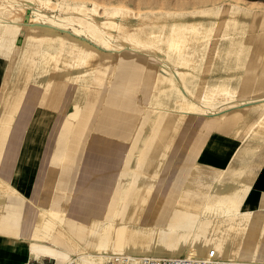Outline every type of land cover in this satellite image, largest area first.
<instances>
[{"label": "bare ground", "instance_id": "6f19581e", "mask_svg": "<svg viewBox=\"0 0 264 264\" xmlns=\"http://www.w3.org/2000/svg\"><path fill=\"white\" fill-rule=\"evenodd\" d=\"M21 1L27 7L17 9V0H0V54L9 57L8 72L29 62L30 80L39 73L62 75L63 81L76 84L79 100L89 101L83 111L76 105L67 120L70 131L61 138L67 137V143L59 139L64 154L56 162L64 166V171L72 165L78 144L74 140L90 118L97 88L112 67L113 57L118 54L120 62L125 52L152 55L162 62L159 71L147 67L142 74L150 91L142 124L129 149L135 158L126 175L120 176L118 191L106 214L89 224L67 220L63 210L66 177L62 175L49 207L38 208L30 240L36 257H50L56 264H107L112 256H125L131 264H139L143 256H205L214 250L233 264H246L248 256L254 260L262 244L264 212L263 206L254 211L240 208L245 197L242 190L248 184L220 187L204 176L206 169L195 164V173L182 191L164 196L161 202L158 195L150 201L156 174L152 178L135 175V165L146 162L143 152L149 150L150 156L159 157L154 165L159 171L180 126L197 116L210 122L211 128L220 123L222 132L241 142L262 145L264 97L252 101L245 97V90H256L263 81L248 79L244 74L250 47L245 39V22L237 19L235 10L219 28L212 19L192 17L187 21L177 13H149L128 20L124 7L114 10L100 4V12L94 1L91 7L66 0ZM48 4L60 14L52 18L42 14V7ZM206 12L210 15L214 10ZM247 106L261 112L249 125L244 111ZM5 125L0 119V129ZM208 128L201 127L199 133ZM246 170V166L237 164L234 172ZM12 192L14 214L1 218L0 229L9 232L12 224L13 235L18 236L15 226L23 201L15 190Z\"/></svg>", "mask_w": 264, "mask_h": 264}, {"label": "crops", "instance_id": "0c3cea01", "mask_svg": "<svg viewBox=\"0 0 264 264\" xmlns=\"http://www.w3.org/2000/svg\"><path fill=\"white\" fill-rule=\"evenodd\" d=\"M232 8L235 7L214 6L198 11L206 13V10H219V16L216 17L220 18L229 15ZM244 8L246 14L239 19L245 22V39L250 47L244 74L248 79L255 77L263 81L256 90H245V97L258 101L264 97V0H251ZM201 18L209 19L208 16ZM123 57L119 62L117 54L111 60L110 65L117 68V72L112 75L106 71L97 88V98L90 118L82 134L74 140L78 144L77 151L71 158L72 165L64 171V166L57 164L56 158L64 154L60 145L61 142L67 143V137L61 140L70 131L71 126L67 124V120L75 112L76 105L83 111L89 101L85 103L79 100L76 84L63 81L62 75L39 73L30 80L29 62L22 68L17 66L18 70L15 72L14 68L12 72H8L9 57L0 54V119L6 123L0 129V221L3 216L13 213L12 203L16 200L12 190L23 201L18 224L15 226L18 236L13 235L12 224L9 232L7 229H0V264H56L50 257H36L31 251L30 240L39 209L49 207L56 183L62 175L66 177L64 195L67 198L63 210L67 220L89 224L106 214L118 191L120 176L126 175L135 158V154L129 152V149L132 148L133 139L137 137L142 124L143 108L150 91V86L148 93L145 90L146 80L142 74L147 67L157 71L162 68V62L156 61L152 55L123 54ZM134 74L138 75L133 77ZM244 111L247 125L261 115L259 111H252L250 106ZM197 117L195 119L199 124L195 132L200 140L192 148V165L185 172L181 184L172 186L166 197L182 191L195 173L193 171L197 164L199 168L207 170L208 173L204 176L220 187L231 183L248 184V188L242 190L245 197L240 208L254 211L263 206L261 210L264 212V140L261 146L241 142L222 132L220 123H215L211 128L210 122ZM187 122L180 126L174 136L167 159ZM203 126H208V130L199 133ZM126 143L130 146L127 147ZM143 153L146 162L135 165V175L145 174L152 178L155 173V186L165 162H162L158 171L154 165L159 157L150 156V150ZM237 164L246 166L247 170L244 173L234 172ZM197 174L201 176V173ZM198 183L206 185L205 181ZM160 190L161 188L157 189L151 198H156ZM76 194L81 203L73 205L69 211L68 205ZM128 197L130 198V193ZM261 238L262 244L257 254L264 255V230Z\"/></svg>", "mask_w": 264, "mask_h": 264}, {"label": "rangeland", "instance_id": "374dc122", "mask_svg": "<svg viewBox=\"0 0 264 264\" xmlns=\"http://www.w3.org/2000/svg\"><path fill=\"white\" fill-rule=\"evenodd\" d=\"M66 1H69L71 3L83 2L90 7L92 6V1H94L96 2L97 5L96 10L100 12H102L101 5H109L113 7L114 10L117 8V6L118 7L121 6L124 7L126 11H128L126 13V19L128 20H137L140 15L144 16L149 13H154L155 15L164 14V13H170V14L177 13L183 16V20L188 21L193 18L194 19L200 18L201 16H198V14H200L202 16H208L209 19L212 20L214 19V21L220 25V27L219 25L218 27L221 28L222 24L228 20L227 16L229 15L220 16L219 18L216 17L219 16V10H214V12L210 15L207 14V12L204 13L203 11H198V10L203 9L205 7L215 6L216 8H219L221 6L229 7L231 5L235 7L232 9L233 10L235 9V15L236 17L239 18L242 15L244 16L245 13L244 7L246 6V3L251 0H66ZM51 2L63 3L64 0H51ZM15 7L17 9H21L27 7V5L23 1L17 0V3H15ZM43 7L41 9V13L47 15L48 17L50 16L52 18L60 14V12L57 10L56 7H54V5L48 4ZM241 9H243V11H241ZM219 19L220 21H218ZM47 23L50 22L47 21ZM110 66H112V64ZM116 72H117V68H115L114 66L109 69V73H111L112 75H114ZM148 87L149 85L145 87L147 93L149 90ZM198 124L199 122L196 120L188 121L185 124L182 132L180 133L179 138L176 139V143H174L173 145L170 157L168 159L166 158L164 161L165 163L162 168V171H160V175H159L160 177H158V179L156 180L157 182L156 185L154 186V191L152 192L154 194L157 189L161 188L160 193L157 194L158 200L160 199L161 202L163 201V199L161 200V198L167 196V193L172 188V186L174 187V185H176L177 187V185L179 186L181 184L180 182H182V179L185 176V172L192 165V156H191L192 148L195 147L200 140L197 139L195 132V128L198 126ZM126 145L127 147L130 146L129 143H126ZM162 179H164V181H162ZM160 183L162 184L161 186ZM77 195L78 194L74 195V198L72 199V203L68 205L69 211L72 209L73 205L81 203L80 200L76 198ZM153 198L155 199V197L153 196L150 201L154 200ZM181 255L182 254H179L178 256ZM245 260L247 262L246 264H264V255L257 254L254 260H252L250 256H248L245 258Z\"/></svg>", "mask_w": 264, "mask_h": 264}, {"label": "built area", "instance_id": "2783aa9c", "mask_svg": "<svg viewBox=\"0 0 264 264\" xmlns=\"http://www.w3.org/2000/svg\"><path fill=\"white\" fill-rule=\"evenodd\" d=\"M107 264H131V260L125 256H112ZM139 264H233L223 259L214 250H210L205 256H143Z\"/></svg>", "mask_w": 264, "mask_h": 264}]
</instances>
